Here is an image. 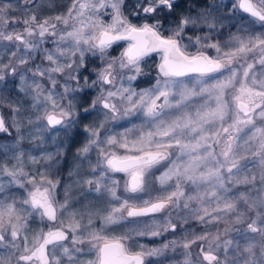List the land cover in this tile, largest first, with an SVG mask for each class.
<instances>
[{
  "label": "snow or ice",
  "instance_id": "1",
  "mask_svg": "<svg viewBox=\"0 0 264 264\" xmlns=\"http://www.w3.org/2000/svg\"><path fill=\"white\" fill-rule=\"evenodd\" d=\"M177 253L264 264V0H0V264Z\"/></svg>",
  "mask_w": 264,
  "mask_h": 264
},
{
  "label": "rangeland",
  "instance_id": "2",
  "mask_svg": "<svg viewBox=\"0 0 264 264\" xmlns=\"http://www.w3.org/2000/svg\"><path fill=\"white\" fill-rule=\"evenodd\" d=\"M66 2H67V0H52V3L54 5L66 3ZM158 62H159V57H158ZM148 64L150 65L149 61H148ZM143 86H146V85H143ZM133 119H135V118H133ZM136 122L138 123L139 121H136ZM118 176H123V174H118ZM145 198H147V197H145ZM144 219H149V218H144ZM34 227L38 228L39 225L36 224V225H34ZM127 231H129L128 228H121V229H117V231L114 234L120 235V234L127 232ZM135 239H136V244L134 245V250H139L141 245H143L144 248H146V249L158 248V247L162 246L163 243H166L167 241L171 240L172 236L168 233H165L164 235L159 236V237L143 236V237H136ZM168 255L172 256V253L169 252ZM151 259H156V258L153 257ZM182 259H183V256H181L179 253H177L173 259L165 261V264H180V261H182Z\"/></svg>",
  "mask_w": 264,
  "mask_h": 264
},
{
  "label": "trees",
  "instance_id": "3",
  "mask_svg": "<svg viewBox=\"0 0 264 264\" xmlns=\"http://www.w3.org/2000/svg\"><path fill=\"white\" fill-rule=\"evenodd\" d=\"M150 63V68L152 70V77L155 76V64L158 63V56H156L155 54H153L152 58L149 60Z\"/></svg>",
  "mask_w": 264,
  "mask_h": 264
}]
</instances>
